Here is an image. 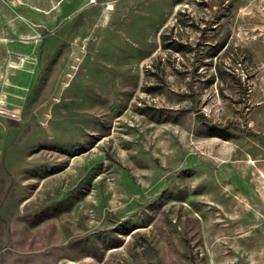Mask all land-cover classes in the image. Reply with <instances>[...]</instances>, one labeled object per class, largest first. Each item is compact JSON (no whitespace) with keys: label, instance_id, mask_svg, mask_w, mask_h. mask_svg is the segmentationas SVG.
Wrapping results in <instances>:
<instances>
[{"label":"rangeland","instance_id":"1","mask_svg":"<svg viewBox=\"0 0 264 264\" xmlns=\"http://www.w3.org/2000/svg\"><path fill=\"white\" fill-rule=\"evenodd\" d=\"M8 49L0 264H264V0H0Z\"/></svg>","mask_w":264,"mask_h":264},{"label":"built area","instance_id":"2","mask_svg":"<svg viewBox=\"0 0 264 264\" xmlns=\"http://www.w3.org/2000/svg\"><path fill=\"white\" fill-rule=\"evenodd\" d=\"M34 31V35L29 38L30 40H37L40 38V34ZM37 61L36 56L23 54L19 52H13L11 50L6 51V57L4 61L0 63V82L3 80L6 72L17 71L22 69L24 66H33ZM0 114L15 117V113L8 112L3 106H0Z\"/></svg>","mask_w":264,"mask_h":264}]
</instances>
